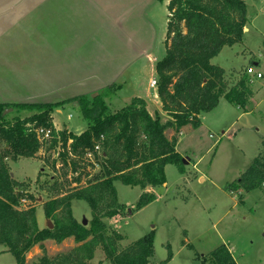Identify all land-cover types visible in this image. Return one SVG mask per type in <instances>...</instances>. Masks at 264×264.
<instances>
[{"label": "rangeland", "instance_id": "obj_1", "mask_svg": "<svg viewBox=\"0 0 264 264\" xmlns=\"http://www.w3.org/2000/svg\"><path fill=\"white\" fill-rule=\"evenodd\" d=\"M25 1L31 0H0V63L9 57L16 62L7 72H17L21 65L22 69H47L35 81L22 79L26 87L21 88L14 77L0 72L4 75L0 77L1 101L57 102L92 93L96 97L103 95L108 86L120 85L119 90L104 95L115 112L138 97V84L150 88L156 80L157 85L147 91V109L154 117L159 114L162 122L172 119L166 112L156 110L153 98L154 93L158 94L156 65L166 55L168 7L157 0H51L67 6L56 7L54 16L52 2L41 7L43 25L36 38L57 37L56 41L42 44L36 43L33 33L24 31L22 23L28 19H19L18 23L14 18L7 19L9 12L21 10L20 4ZM243 1L249 17L243 42L224 47L212 63L225 70L228 89L244 74L249 75L254 95L247 112L222 97L214 110L201 114L198 128L187 124L180 130L167 129L166 137L177 139V150L186 166V173L181 174L175 165H167V185L142 189L121 181L115 184L118 201L126 209L121 215L103 219L106 235H123L118 243L123 250L154 231V256L149 264H164L168 258L167 264H215L211 253L222 246L230 248L237 264H264V183L249 191L228 188L255 159H260L264 170V0ZM250 67L261 72L262 77L250 74ZM6 111L10 118L31 115ZM52 115L60 131L81 134L88 128L75 106ZM47 145L35 158L7 160L16 182L15 191L23 196L17 208L31 211L39 229L49 227V221L53 223L46 217V203L90 185L103 164L102 147L92 157L85 154L75 158L69 154L65 158L61 147L48 150ZM4 149L0 142V150ZM144 193L154 194L156 200L137 209ZM68 210L65 205L54 213L59 218L65 216L66 221ZM70 211L79 223L91 225L94 214L87 202L70 201ZM81 245L83 242H76L74 237L62 243L46 240L26 253V264H39L44 256L54 259L70 253L85 264H110L99 247L88 260L87 250L79 248ZM0 255V264L17 263L1 244Z\"/></svg>", "mask_w": 264, "mask_h": 264}, {"label": "trees", "instance_id": "obj_2", "mask_svg": "<svg viewBox=\"0 0 264 264\" xmlns=\"http://www.w3.org/2000/svg\"><path fill=\"white\" fill-rule=\"evenodd\" d=\"M168 11L166 55L157 63L156 71L162 109L171 120L162 122L159 114L152 116L142 97H134L122 109L112 111V102L104 95L119 90L120 85L108 86L103 95L100 93L96 97L92 93L57 102H0V142L5 145V149L0 150V244L15 257L17 264H26V253L35 245L49 239L62 243L69 237L83 242L79 248L87 250L88 260L99 247L110 264H149L154 256V231L123 250L118 247L123 235L118 232L106 235L103 219L121 215L126 209L118 201L116 182L142 189L163 186L167 182V165H175L181 174L186 173L183 156L176 149L177 139L169 140L165 134L167 129L180 130L187 124L198 128L200 115L214 110L222 97L247 112L254 95L249 75L244 74L228 89L225 70L212 63L224 47L243 42L249 24L246 3L243 0H170ZM67 106L79 109L88 125L83 133L60 131L55 127L53 112ZM6 109L19 114L30 112L31 115L10 118V113H4ZM41 128L51 130L48 141L40 140L37 130ZM98 143L103 148V164L96 180L46 203V217L53 220L54 225L52 229H39L31 211L17 208L23 196L15 191L16 182L11 177L7 160L35 158L46 144L48 150L61 147L65 158L69 154L81 158L88 152L94 151L96 155ZM73 162L74 172H77V163ZM263 183V163L257 158L228 188L249 191ZM74 199L83 200L91 207L94 214L91 225L79 223L73 217L70 201ZM155 200L154 194L144 193L137 209ZM65 205H68L70 215L66 221L65 216L59 218L54 213L56 208ZM211 255L215 264H237L226 246ZM39 264L85 262L70 253L54 259L44 256Z\"/></svg>", "mask_w": 264, "mask_h": 264}, {"label": "crops", "instance_id": "obj_3", "mask_svg": "<svg viewBox=\"0 0 264 264\" xmlns=\"http://www.w3.org/2000/svg\"><path fill=\"white\" fill-rule=\"evenodd\" d=\"M49 2H52V16L55 15V10L54 9L56 7H59V6L66 7L67 6L66 5L67 3H65V5H63L61 3H56V2L51 1V0H31V1H25V3H21L20 6L22 7V9L25 8L26 10H22L21 9L18 12H13V13H10L9 12V17H7V19H10V21H11L14 18V19H16V23H18L22 18H23L22 20L28 19L25 23H22V25H25V27H24V31L25 32H31V33H33L32 35L34 36V40H37L36 43L48 44L49 43L48 40H50V41L51 40H55L56 41V38L57 37H50V38L47 37L46 38L45 36L44 37L42 36V38H38V37L36 38L37 32L40 30V27L43 25L41 23V21H40V16H39L40 13L39 12L41 11V7H43L45 4H47ZM169 2H170V0H164L163 2H159V3H162L163 6L168 7ZM66 13H67V11H64V14H66ZM81 14H82V12H80V15ZM146 18L148 19V17H146ZM30 25H33V26H31L29 28ZM42 30H43V28H42ZM246 31H248V29ZM64 39H66V38L64 37ZM45 40H47V42H45ZM31 52H32V49H31ZM27 56H26V58H27ZM9 58H10V60L0 63V72L1 73L3 72V74H5L6 76L9 74L11 76V78L14 77L13 79L15 81H18V84H19L20 88L21 87H26L25 85L22 84V79H25V80H32L33 79V81H35L37 78H39V76H42V73L47 69L46 68L47 66L45 67L46 69L45 68L44 69H39V68H36L34 66L33 67L26 66V67H28V69H22L21 68L22 65H21V67H19L18 69H16L17 72L9 71V72H11V73H9V72H7L6 69L10 70V68H12V66H13V63H16V62H14V61L11 60V57H9ZM14 59H17V58H14ZM28 61H31V59L28 60ZM31 63L32 62H29V64H31ZM1 64L3 65V67H2ZM9 64H10V66H9ZM17 64H21V63H17ZM256 65H258V63H256ZM29 71H31V72H29ZM34 74H36L37 76H35ZM3 76L4 75H0V77H3ZM3 79H5V78H3ZM138 85H139V87H138L137 91H139V92H138V95L137 96L138 97H142L147 102H149L148 101V98H147L148 97L147 91L150 92L151 88H154V87H150L149 88L148 86L147 87H144L141 84H138ZM45 86H47V85H45ZM50 86H53V85H50ZM150 86H151V84H150ZM153 98H155L154 100H156V102H157L156 103L157 104L156 110L159 111L160 113H162L163 112V110H162V104H161V101L159 100V97H158L157 92L153 94ZM0 102L1 103H16V100L15 101H7V100L1 101L0 100ZM33 102H35V101H33ZM37 102H41V101H37ZM46 102H48V101H46ZM58 112H59V110H58ZM201 124H202V122H201ZM177 145H178V143H177ZM176 149H177V147H176ZM29 159H31V158H29ZM165 185H167V182L165 183ZM39 222H40V225H42L41 218H39ZM228 249L230 250V248H228Z\"/></svg>", "mask_w": 264, "mask_h": 264}, {"label": "built area", "instance_id": "obj_4", "mask_svg": "<svg viewBox=\"0 0 264 264\" xmlns=\"http://www.w3.org/2000/svg\"><path fill=\"white\" fill-rule=\"evenodd\" d=\"M248 72L250 74H256L257 77L261 78L262 77V73L261 72H256L255 69L253 67H250L248 69ZM157 85V82L156 80H153L151 82V86L152 87H155ZM37 133H38V136L40 138L41 141H48V139L51 137V130H46L44 128H41V129H38L37 130ZM99 150H101V144L98 143L96 146H95V152H99ZM88 154L90 157H92V155L94 154V151L93 152H88L86 153Z\"/></svg>", "mask_w": 264, "mask_h": 264}, {"label": "water", "instance_id": "obj_5", "mask_svg": "<svg viewBox=\"0 0 264 264\" xmlns=\"http://www.w3.org/2000/svg\"><path fill=\"white\" fill-rule=\"evenodd\" d=\"M5 113H7V111H6ZM84 224H86V221H84ZM48 225H49V228H50V229L53 228V223H52L51 221H49V224H48Z\"/></svg>", "mask_w": 264, "mask_h": 264}]
</instances>
